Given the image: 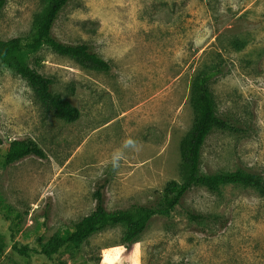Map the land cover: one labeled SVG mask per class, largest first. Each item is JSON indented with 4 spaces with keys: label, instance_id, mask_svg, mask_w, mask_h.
<instances>
[{
    "label": "rangeland",
    "instance_id": "rangeland-1",
    "mask_svg": "<svg viewBox=\"0 0 264 264\" xmlns=\"http://www.w3.org/2000/svg\"><path fill=\"white\" fill-rule=\"evenodd\" d=\"M42 9V0H6L0 40L27 38ZM53 34L89 44L111 69L85 68L45 45L24 50L80 111L67 123L46 113L14 67L0 62V234L7 242L0 264H264V196L242 184L217 193L193 188L130 246L124 228L110 226L52 258L41 253L95 211L99 180H108V211L157 204L171 182L184 180L182 148L198 115L192 86L204 71L219 72L210 83L216 112L242 132L213 130L201 172L264 178V0H73ZM13 139L35 141L47 157L7 165Z\"/></svg>",
    "mask_w": 264,
    "mask_h": 264
},
{
    "label": "trees",
    "instance_id": "trees-1",
    "mask_svg": "<svg viewBox=\"0 0 264 264\" xmlns=\"http://www.w3.org/2000/svg\"><path fill=\"white\" fill-rule=\"evenodd\" d=\"M73 0H42L43 9L35 16L32 33L27 38L0 40V62L14 67L16 73L30 86L35 99L46 113H52L57 119L73 123L80 118V111L53 90L54 81L32 68L24 56V50L37 52L42 46L49 47L54 53L75 60L88 69L109 71L111 65L100 57L89 44H67L53 34V27L61 12ZM6 0H0V11ZM218 71H204L198 74L192 86V103L197 115L193 131L183 145L182 168L185 178L182 182L173 181L162 193L157 204L137 205L129 210L118 209L108 211L106 208V188L108 180L102 179L96 183L94 199L95 211L80 220L72 231L51 238L41 248V253L48 258L57 255L62 249L79 247L89 239L110 226L124 228L123 245L130 246L136 242L147 229L150 220L157 214L170 216V212L180 205L186 194L195 187H204L217 193L221 187L229 184H242L256 189L264 196V178L261 174L239 170L236 172H220L203 174L201 172L202 148L215 129L242 132V129L232 124L228 119L220 117L216 112L214 95L210 88L211 81L217 77ZM46 158L44 150L33 140H14L7 147L6 164L12 165L27 157ZM194 220H205L208 217L190 213ZM19 254L28 256L26 247L13 246ZM7 249L6 237L0 234V256Z\"/></svg>",
    "mask_w": 264,
    "mask_h": 264
},
{
    "label": "built area",
    "instance_id": "built-area-1",
    "mask_svg": "<svg viewBox=\"0 0 264 264\" xmlns=\"http://www.w3.org/2000/svg\"><path fill=\"white\" fill-rule=\"evenodd\" d=\"M16 140V139H13V141Z\"/></svg>",
    "mask_w": 264,
    "mask_h": 264
}]
</instances>
